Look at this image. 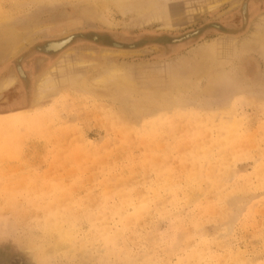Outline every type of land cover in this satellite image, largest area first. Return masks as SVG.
<instances>
[{
    "label": "rangeland",
    "instance_id": "374dc122",
    "mask_svg": "<svg viewBox=\"0 0 264 264\" xmlns=\"http://www.w3.org/2000/svg\"><path fill=\"white\" fill-rule=\"evenodd\" d=\"M133 1L123 16L105 0H0V37L35 33L0 56V81L15 78L0 92V263L264 264V0ZM222 39L235 52L211 67L197 53ZM67 59L81 79L127 64L136 87L117 101L55 73L31 107ZM162 88L163 109L146 99Z\"/></svg>",
    "mask_w": 264,
    "mask_h": 264
},
{
    "label": "bare ground",
    "instance_id": "6f19581e",
    "mask_svg": "<svg viewBox=\"0 0 264 264\" xmlns=\"http://www.w3.org/2000/svg\"><path fill=\"white\" fill-rule=\"evenodd\" d=\"M158 1H160V0H158ZM153 2L156 3L155 0H153ZM108 6L113 7V9L117 13L124 16L126 13H129L131 11L138 12V10H139L138 6H140V3L133 1V0H105L103 10L104 11L109 10ZM211 7H213V6L212 5L209 6V8H211ZM176 14H178V13H176ZM168 17H165L164 19H162V22H167V24L165 23L166 25L164 24V26H163L165 29L170 28V26L168 24V22H169ZM262 17H264V16H262ZM49 21L54 22V20H52V17L50 18ZM259 31H261V32L259 33ZM259 31L255 34H252L253 38L251 40H253V42H255L256 44L260 45L261 43H264V32H262L261 28ZM38 32H39V30H38ZM8 33L10 35L8 34L6 36L4 35V36L0 37L1 38L0 39V56L3 58L4 57L7 58V56L13 57L15 55H18L16 53H19V50L21 49L23 44L24 45H30L35 40L33 38V35L35 33L33 35L29 34L25 38L22 36H19L18 34H16L14 36V35H12L13 33H10V32H8ZM68 40H70V39H65L63 41L51 42V43L47 44L46 50L51 51V52H57L66 44V42H68ZM249 41L250 40H248V39L242 40L240 42L241 44L239 45V48L240 49H243V48L246 49ZM234 45H235L234 42L222 39V40L216 41L214 43L212 42L211 45H209L208 47L206 46V48H204V46H203L204 49H201V51H198L197 55L203 59H208L209 63L211 64V67H213L216 63L220 62V59H223L226 54L228 55V54H232L233 52H235ZM2 54H3V56H2ZM72 63L73 62L71 60L67 59V60L61 61L60 66H54V67H51L49 70H46L44 75L38 81L37 89L35 90L36 96H35L34 102L32 103L31 107H37L38 104L42 103V101L46 97L50 96L51 94H54L58 90L56 87V84H55L56 78L53 77V75L55 73H58V75L60 73L63 77V83L60 86H66V85L70 84L71 86L74 85L75 88H80V91L83 89L84 90L86 89L87 91L91 90V89L92 90L101 89L103 91L112 89L113 91H115L117 93V97H116L117 101L124 100L122 94L130 93L136 87L134 79H133V74H132L131 68L129 65L126 66L127 64L126 65L124 64L125 65L124 66L121 64L117 65L114 63L105 62V64L101 68H99L97 71L91 73L90 75L82 77V79H81V78H76V76H81V75L70 76V74L73 73V71L71 72V70H73V68H71V67L74 65V63L73 64ZM75 64H77V63H75ZM92 64H93L92 62L81 61L79 63V65H76V66L81 65L83 67L81 69L84 70V69L89 68V66H92ZM14 79L15 78H13V77H9V78H6L4 80H1L0 81V92L5 90L6 88L12 87L14 84V81H15ZM176 85L177 84L175 83L174 86H176ZM174 86H172L171 91L175 94L182 93V91H183L182 88H185V87H183L184 85L176 86V87H174ZM70 89H72V88H70ZM185 90H186V88H185ZM167 91H168V89L162 88V89L158 90V93H154V94L153 93H147L146 99L149 102H157L159 100L161 108L162 109L167 108L168 95H169L167 93ZM122 107H123V105H122ZM119 110H120V108H119ZM140 112L141 111H139V113H136L135 117L137 114L143 113V112H141V113ZM25 113H28V112L26 111ZM18 115L19 114L13 115L12 118L14 117V119H12V118L11 119L13 121H17L19 119H22V117H26V115H19V116ZM146 115H147V113H146ZM140 117H138V119H140ZM138 122H139V120H138Z\"/></svg>",
    "mask_w": 264,
    "mask_h": 264
},
{
    "label": "flooded vegetation",
    "instance_id": "af4514ba",
    "mask_svg": "<svg viewBox=\"0 0 264 264\" xmlns=\"http://www.w3.org/2000/svg\"><path fill=\"white\" fill-rule=\"evenodd\" d=\"M100 35V36H99ZM101 34H95L94 36H92L91 40H92V43L95 45V46H98V48H103V49H108V48H118L119 45L117 42H112L110 43L109 41V44L105 43L104 41L101 40ZM72 41H74V37H72ZM111 44V45H110ZM111 46V47H110ZM113 46V47H112ZM46 49V47H45ZM44 49V50H45ZM22 72V71H21ZM24 77H26V73L23 71L21 73ZM23 111V110H22ZM19 112V111H18Z\"/></svg>",
    "mask_w": 264,
    "mask_h": 264
},
{
    "label": "water",
    "instance_id": "95a60500",
    "mask_svg": "<svg viewBox=\"0 0 264 264\" xmlns=\"http://www.w3.org/2000/svg\"><path fill=\"white\" fill-rule=\"evenodd\" d=\"M72 39L68 40V42H66V44L61 48V49H64L70 42H71ZM61 49L59 51H61ZM45 52H51V51H48V50H44ZM19 264H24L23 260H19L17 261ZM18 263H15V261H9L7 262L6 264H18ZM0 264H4V263H0Z\"/></svg>",
    "mask_w": 264,
    "mask_h": 264
}]
</instances>
